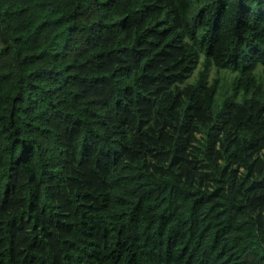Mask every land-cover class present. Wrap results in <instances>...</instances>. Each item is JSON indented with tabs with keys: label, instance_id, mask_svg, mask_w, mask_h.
<instances>
[{
	"label": "trees",
	"instance_id": "trees-1",
	"mask_svg": "<svg viewBox=\"0 0 264 264\" xmlns=\"http://www.w3.org/2000/svg\"><path fill=\"white\" fill-rule=\"evenodd\" d=\"M0 264H264V0H0Z\"/></svg>",
	"mask_w": 264,
	"mask_h": 264
}]
</instances>
